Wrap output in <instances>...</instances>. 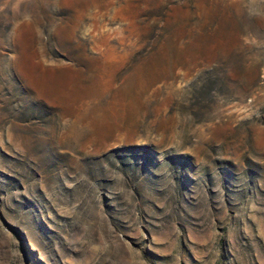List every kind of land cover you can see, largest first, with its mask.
Instances as JSON below:
<instances>
[{
	"label": "rangeland",
	"instance_id": "374dc122",
	"mask_svg": "<svg viewBox=\"0 0 264 264\" xmlns=\"http://www.w3.org/2000/svg\"><path fill=\"white\" fill-rule=\"evenodd\" d=\"M0 264H264V0H0Z\"/></svg>",
	"mask_w": 264,
	"mask_h": 264
}]
</instances>
